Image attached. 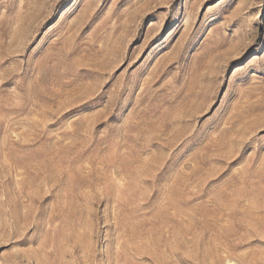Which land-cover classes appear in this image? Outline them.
<instances>
[{"label":"rangeland","instance_id":"rangeland-1","mask_svg":"<svg viewBox=\"0 0 264 264\" xmlns=\"http://www.w3.org/2000/svg\"><path fill=\"white\" fill-rule=\"evenodd\" d=\"M0 264H264V0H0Z\"/></svg>","mask_w":264,"mask_h":264}]
</instances>
